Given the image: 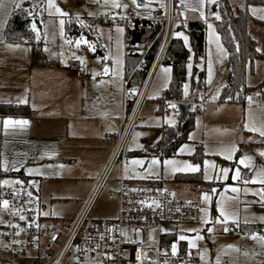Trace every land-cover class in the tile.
<instances>
[{
	"label": "rangeland",
	"instance_id": "1",
	"mask_svg": "<svg viewBox=\"0 0 264 264\" xmlns=\"http://www.w3.org/2000/svg\"><path fill=\"white\" fill-rule=\"evenodd\" d=\"M180 1L181 8L185 7L187 22L203 20L207 23L206 59L197 63L199 69L205 68V86L198 98L192 100L194 53L187 32L176 30L175 35L181 34L176 37L182 38L190 49L182 95L179 98L169 95L172 67L162 62L154 73L147 99L141 108L142 125L134 128L129 137L125 170L141 176L142 169H146L148 175L145 178L149 182H162L173 189L178 198L200 204L198 222H181L167 227L169 231L178 232L171 242L172 250L173 246L175 251L184 246L188 252L198 256L201 263L218 264L225 257L235 264H264V240L260 239L264 237V183L260 182L264 180V136L260 135V131L250 130H264V108L257 107L258 103H264V7L250 6L256 19L249 21L248 30L263 55L256 59L254 70L247 75V83L252 85V89L243 105L220 98L223 87L229 81L230 70L227 51L213 19L215 11H219L218 0H203V3L201 0ZM17 2L20 7L26 2L40 7L42 27L33 22L39 39L34 30L33 40L28 43L10 42L4 38ZM230 2L236 7L241 0ZM159 3H162L161 0H145L144 4L140 0H52L50 7L49 0H0V70L9 67L10 59L16 54H33L38 64L47 63L63 71L66 81L74 89L76 87L79 99L86 100L92 116L120 121L124 115L127 60V25L123 20L141 17L143 9H151ZM29 12L32 13L31 10ZM68 23L81 25L85 32L67 35ZM209 25L212 27L209 28ZM184 37L188 38L187 42ZM98 48L102 55L95 54ZM77 70L82 73L81 76L77 75ZM164 94L167 95L165 99L162 98ZM205 97L209 98V102H204ZM199 102H202L201 106H198ZM181 103H190L194 127L188 141L179 147L176 155L162 158L155 151L156 144L162 128L179 125ZM199 146L204 154L202 160L196 158ZM165 161L174 163L166 164ZM189 164L199 166L198 170H188ZM99 168L100 157L87 155L79 167H65L70 177L43 175L39 196L46 205L44 213L61 223L74 219L81 212L97 175L101 173ZM222 169L229 170L226 178ZM237 170L239 176L233 180ZM179 173H198L206 184L200 188V184L177 181ZM119 174L120 163H117L93 201L90 217H116L118 201L109 197V190L118 187ZM205 175L211 179L206 180ZM3 178L1 182H11L9 177ZM205 196L210 199L206 200ZM221 209L227 219L221 216ZM217 219L222 222H217ZM258 227L262 234L256 231ZM230 228H238L239 232H230ZM243 229L252 233L251 242L245 240ZM240 253L241 257L238 256ZM0 255H6L5 243L1 240Z\"/></svg>",
	"mask_w": 264,
	"mask_h": 264
},
{
	"label": "built area",
	"instance_id": "2",
	"mask_svg": "<svg viewBox=\"0 0 264 264\" xmlns=\"http://www.w3.org/2000/svg\"><path fill=\"white\" fill-rule=\"evenodd\" d=\"M220 14L216 11L213 19ZM127 55L141 51V41H135V30L153 32V40L142 52L139 68L146 76L135 95H129L127 78L124 89V115L115 124V130L106 134L113 142L111 154L96 183V187L83 211L67 223H61L44 213L39 190L41 179H18L0 187V240L5 243L6 255H0L2 264H202L198 257L182 246L178 251L170 248L178 235L167 227L181 222H198L201 207L197 201L178 198L175 191L159 182H149L142 169L141 176L125 170V154L134 128L142 125L141 108L154 73L164 62L181 22L175 0L164 6L156 5L149 15L128 17ZM156 52L151 62L147 56L154 46ZM79 76L82 73L77 70ZM166 94L162 96L163 99ZM209 98L205 97L204 102ZM202 102L198 103L201 106ZM264 103H258L263 106ZM120 163L119 185L109 190V197L118 201L114 218H92L91 206L113 167ZM7 201V205H5ZM24 217V219H21ZM230 232H239L230 228ZM252 233H246L251 241ZM219 264H230L225 257Z\"/></svg>",
	"mask_w": 264,
	"mask_h": 264
},
{
	"label": "crops",
	"instance_id": "3",
	"mask_svg": "<svg viewBox=\"0 0 264 264\" xmlns=\"http://www.w3.org/2000/svg\"><path fill=\"white\" fill-rule=\"evenodd\" d=\"M161 2L158 5L166 4L165 0ZM140 3L144 4L145 0H140ZM175 3L180 20L187 22L185 7L181 8L180 0H175ZM154 7L143 9V15H149ZM36 60L33 54H16L10 59V66L0 70V103L26 104L29 107L27 114L0 113V179H11V182L0 180V187L33 177L40 178L42 184L43 175L70 177L65 167H79L87 155L100 157L99 169L102 173L113 146V140L106 131H114L115 124L122 120L92 116L86 100L79 99L76 87L74 89L66 81L63 71L47 63L38 64ZM2 65L6 67L5 63ZM138 89H131V94L135 95ZM257 107L263 109L264 105ZM101 173L97 175L96 183ZM96 183L88 193L81 212ZM42 205L45 209L46 205ZM256 231L263 233L259 227ZM243 232L246 238L250 230L243 229ZM182 250L188 251L184 246ZM238 256L241 257V253Z\"/></svg>",
	"mask_w": 264,
	"mask_h": 264
},
{
	"label": "trees",
	"instance_id": "4",
	"mask_svg": "<svg viewBox=\"0 0 264 264\" xmlns=\"http://www.w3.org/2000/svg\"><path fill=\"white\" fill-rule=\"evenodd\" d=\"M219 18L216 19L217 30L227 51V65L230 70V78L223 87L220 98L224 101L238 102L245 105L246 97L252 86L247 83V75L254 70L255 60L263 54L257 51V41L250 34L248 24L251 19H256L251 13L250 6L262 5L264 0H241L236 7L230 0H218ZM243 4V5H242ZM39 8L26 2L22 7L17 8L12 14L5 30L4 38L10 42L28 43L31 42L33 29L32 23L42 27ZM32 11L33 16L28 14ZM184 29L190 39L191 49L194 53L195 66L194 77L191 83V98L196 100L198 94L205 86L206 72L205 68L199 69L197 63L205 61L207 52V23L203 20L183 22L177 25V30ZM67 35L85 32L81 25L68 23L66 26ZM135 41H141V51L136 55H127L126 77L130 78L129 88L137 90L143 83L147 68H135L141 58L142 52L147 49L153 40L154 33H144L135 30L132 32ZM157 45H154L147 56L148 62H151L156 52ZM96 55H102L100 48L95 52ZM190 57V49L185 45L180 37L173 39L164 62L172 67V78L168 88V93L174 98L182 95L183 84L187 76V63ZM191 105L184 118H181L177 127L165 126L162 128L160 139L158 140L155 151L162 157H169L177 154L179 147L188 141V135L194 127V114H191ZM1 114L29 113V107L26 104L0 103ZM196 157L202 160L204 154L201 146L198 147ZM176 180L190 184H200L203 188L206 182L198 173H179ZM2 264V263H0Z\"/></svg>",
	"mask_w": 264,
	"mask_h": 264
},
{
	"label": "snow or ice",
	"instance_id": "5",
	"mask_svg": "<svg viewBox=\"0 0 264 264\" xmlns=\"http://www.w3.org/2000/svg\"><path fill=\"white\" fill-rule=\"evenodd\" d=\"M134 2H135V0H134ZM201 3H203V0H201ZM21 5H20V3L19 2H17L16 4H15V7L16 8H19ZM49 6L51 7L52 6V0H49ZM116 6H119V5H116ZM57 11H59V9H57ZM254 12H255V10H253ZM30 16L32 15V13L31 12H29L28 13ZM217 18H219L218 16H217ZM61 24H63V21H61ZM212 26L211 25H209V28H211ZM32 28H33V30L34 31H37V39H39V33H38V30L36 29V25H35V23H33L32 24ZM120 31H123L122 29H120ZM176 35H181L180 33H177ZM184 39H185V42H187V37H184ZM77 43H79V41L77 42ZM84 43H87V41H84ZM91 47V46H90ZM93 51L95 50L94 49V47H93V49H92ZM257 51H259V49H257ZM83 62V61H82ZM191 67V65H189V68ZM165 71H168V69H165ZM209 74L211 75V69L209 68ZM185 87H187V85H185ZM251 131H260V135H262V136H264V130H259V129H256V128H252V129H250ZM262 155H264V153H262ZM229 159H231V157H228ZM137 163H139V161H137ZM153 163H156V161H153ZM165 163L166 164H169V163H174L173 161H165ZM241 163H243V160L241 161ZM198 167L199 166H193V165H191V164H189V165H187V169L188 170H191V171H197L198 170ZM181 170H184V169H181ZM228 169H222V172L225 174V178H226V176H227V173H228ZM238 176H239V170H237V172H236V175H234L233 177H232V179L233 180H235V179H237L238 178ZM219 178V177H218ZM205 179L206 180H208V179H211V177H209V176H207V175H205ZM261 183H264V180H261L260 181ZM233 191H237V189H235V188H233L232 189ZM213 191H215V190H213ZM205 199L206 200H208V199H210L208 196H205ZM5 203V205H7V201H5L4 202ZM220 214H221V216H225V213H224V211L221 209L220 210ZM21 219H24V217H21ZM225 219H227V217L225 216ZM217 222H222V221H220L219 219H217ZM208 231L209 232H211L212 231V229L211 228H209L208 229ZM225 231H227V228H225ZM181 239H183V237H181ZM260 239L261 240H264V237H260ZM173 251H175V246H173Z\"/></svg>",
	"mask_w": 264,
	"mask_h": 264
},
{
	"label": "water",
	"instance_id": "6",
	"mask_svg": "<svg viewBox=\"0 0 264 264\" xmlns=\"http://www.w3.org/2000/svg\"><path fill=\"white\" fill-rule=\"evenodd\" d=\"M179 108L181 111V118H184L190 108V103H181L179 104Z\"/></svg>",
	"mask_w": 264,
	"mask_h": 264
}]
</instances>
